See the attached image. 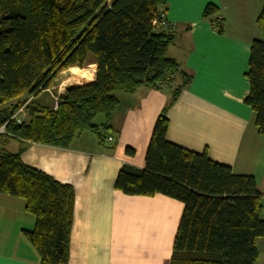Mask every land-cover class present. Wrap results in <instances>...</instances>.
<instances>
[{
  "label": "trees",
  "instance_id": "trees-1",
  "mask_svg": "<svg viewBox=\"0 0 264 264\" xmlns=\"http://www.w3.org/2000/svg\"><path fill=\"white\" fill-rule=\"evenodd\" d=\"M165 8L166 0H0V193L22 198L34 216L33 228L22 232L40 264H67L73 187L24 164L7 143L65 147L90 131L101 143L110 136L114 149L118 137L106 134L119 102L114 93L140 86H164L168 99L155 120L144 167L122 164L114 187L127 195L163 194L182 202L167 264H254L257 259L255 241L264 237V219L254 177L233 173L205 149L192 151L166 139V111L191 74L166 54L174 30L159 26ZM217 11L207 3L202 17L222 32ZM256 24L263 37L250 43L244 103L264 138V3ZM89 63L96 65L92 81L66 87L53 107L26 104V118L13 119L28 96L54 85L58 72ZM125 152L132 155L133 149Z\"/></svg>",
  "mask_w": 264,
  "mask_h": 264
},
{
  "label": "crops",
  "instance_id": "crops-1",
  "mask_svg": "<svg viewBox=\"0 0 264 264\" xmlns=\"http://www.w3.org/2000/svg\"><path fill=\"white\" fill-rule=\"evenodd\" d=\"M207 3L217 7L215 16L221 19L222 32L202 17ZM263 3L166 0L163 16L167 28L174 30L166 54L191 74L189 84L166 111V139L192 151L205 149L211 160L230 166L233 173L252 175L260 192L261 219L264 138L257 132L253 111L244 98L249 92L245 73L250 43L263 37L256 24ZM86 68H90L92 78L80 84L94 79L96 65L89 63L79 69ZM72 69L79 71L71 66L62 72ZM62 81L59 86H63ZM179 81L176 78L175 84ZM59 88L62 91L58 93L65 89ZM42 92L49 95V103L37 100ZM114 94L119 102L109 118L108 130L118 137L114 149L90 131L80 132L65 147L11 139L6 148L19 151L24 164L73 187L67 264H167L182 202L163 194L127 195L114 187L122 164L144 167L155 120L168 99L166 87L140 86L130 93ZM53 97L47 88L30 97L27 104L53 107ZM126 147L133 149L132 155L125 152ZM24 207L22 198L0 193V264H40L39 254L22 232L32 229L35 222ZM255 244L254 264H264V237H258Z\"/></svg>",
  "mask_w": 264,
  "mask_h": 264
},
{
  "label": "rangeland",
  "instance_id": "rangeland-1",
  "mask_svg": "<svg viewBox=\"0 0 264 264\" xmlns=\"http://www.w3.org/2000/svg\"><path fill=\"white\" fill-rule=\"evenodd\" d=\"M79 69V68H78ZM89 69L90 68H86V69H79V71H81V72H83L82 74L81 73H79V71L76 69V71H73V70H70V71H68V70H66V71H60V72H58V74H57V78H56V81H55V83H54V85H52V86H54L53 88H51L50 87V91L53 93V100H54V103L56 102V98H57V95L59 94L58 92H60V91H62L60 88H66V87H68V86H70V85H77V84H80L84 79H86L87 81L89 80V76H90V72H89ZM72 73V74H71ZM78 73V74H77ZM75 74H77V75H75ZM74 76H78V78L77 79H75L74 80V82L73 81H71L72 80V77H74ZM63 80V81H62ZM61 81H62V84L61 85H63V86H59V84L61 83ZM57 87H60L59 89V91L57 90ZM56 91H57V93H56ZM43 102L44 100L47 102V103H49L50 101V97H49V95L46 93V92H42L38 97H37V100L38 101H40V100ZM30 100V96H28L27 97V99H26V101L25 102H23L17 109H16V111H15V119H20V120H23V119H25L26 118V104H27V102ZM20 107H22L23 108V110H22V112L20 111V112H17V110L20 108ZM14 119V120H15ZM101 120V117L100 116H97V118L95 119V122H99ZM106 134H112L110 131L109 132H106ZM73 141H75V140H73ZM72 141V142H73Z\"/></svg>",
  "mask_w": 264,
  "mask_h": 264
},
{
  "label": "built area",
  "instance_id": "built-area-1",
  "mask_svg": "<svg viewBox=\"0 0 264 264\" xmlns=\"http://www.w3.org/2000/svg\"><path fill=\"white\" fill-rule=\"evenodd\" d=\"M162 23L165 25V27H167L166 23H164V20L162 21ZM22 110H23V108L20 107V108L17 110V112H20V111L22 112ZM12 117H13V119H15V113L13 114ZM15 120H16V122H18V123H20V122L22 121V120H20V119H15ZM3 126H4V125H1V126H0V133L3 132ZM111 139H112V138H111L110 136H108V137L106 138V141H107V142H110Z\"/></svg>",
  "mask_w": 264,
  "mask_h": 264
},
{
  "label": "bare ground",
  "instance_id": "bare-ground-1",
  "mask_svg": "<svg viewBox=\"0 0 264 264\" xmlns=\"http://www.w3.org/2000/svg\"><path fill=\"white\" fill-rule=\"evenodd\" d=\"M73 71H76L75 69H72Z\"/></svg>",
  "mask_w": 264,
  "mask_h": 264
}]
</instances>
